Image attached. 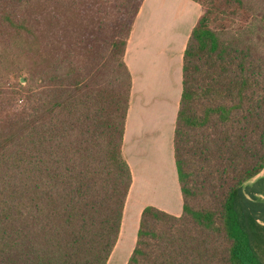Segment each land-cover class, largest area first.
I'll list each match as a JSON object with an SVG mask.
<instances>
[{
  "label": "trees",
  "instance_id": "trees-1",
  "mask_svg": "<svg viewBox=\"0 0 264 264\" xmlns=\"http://www.w3.org/2000/svg\"><path fill=\"white\" fill-rule=\"evenodd\" d=\"M143 0H0V264H106L131 172L123 57ZM182 59V212L140 215L126 264H264V0H208ZM230 19V18H229Z\"/></svg>",
  "mask_w": 264,
  "mask_h": 264
},
{
  "label": "crops",
  "instance_id": "crops-1",
  "mask_svg": "<svg viewBox=\"0 0 264 264\" xmlns=\"http://www.w3.org/2000/svg\"><path fill=\"white\" fill-rule=\"evenodd\" d=\"M202 14L192 0H143L124 53L131 90L122 155L131 172L118 240L106 264H126L142 210L182 212L173 136L182 92V59ZM131 227V230H130Z\"/></svg>",
  "mask_w": 264,
  "mask_h": 264
},
{
  "label": "rangeland",
  "instance_id": "rangeland-1",
  "mask_svg": "<svg viewBox=\"0 0 264 264\" xmlns=\"http://www.w3.org/2000/svg\"><path fill=\"white\" fill-rule=\"evenodd\" d=\"M212 5H215V7H217L219 9V11H216L218 12V18L213 20L211 25L212 26H220V25H223V24H226L227 25V22H229V25H240V24H243L246 19L244 18V16L242 15V13L240 11H238L236 14L234 15H231L230 17H228V14L226 13H223V12H226L228 11V8H223V0H208ZM230 18V19H229ZM261 175H264V171H262ZM130 230H131V227H130Z\"/></svg>",
  "mask_w": 264,
  "mask_h": 264
}]
</instances>
